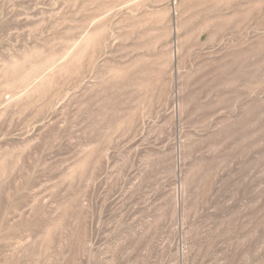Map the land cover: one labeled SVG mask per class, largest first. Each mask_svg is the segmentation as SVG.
I'll use <instances>...</instances> for the list:
<instances>
[{
    "label": "rangeland",
    "instance_id": "1",
    "mask_svg": "<svg viewBox=\"0 0 264 264\" xmlns=\"http://www.w3.org/2000/svg\"><path fill=\"white\" fill-rule=\"evenodd\" d=\"M0 264H264V0H0Z\"/></svg>",
    "mask_w": 264,
    "mask_h": 264
}]
</instances>
